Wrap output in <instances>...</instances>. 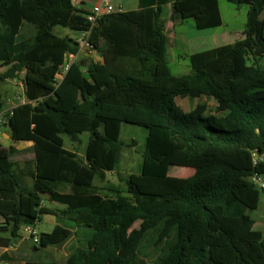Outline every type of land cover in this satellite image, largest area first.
<instances>
[{
    "label": "trees",
    "instance_id": "obj_1",
    "mask_svg": "<svg viewBox=\"0 0 264 264\" xmlns=\"http://www.w3.org/2000/svg\"><path fill=\"white\" fill-rule=\"evenodd\" d=\"M82 1L97 0H0V84L24 73L27 99L6 125L13 140L33 143H0V243L52 214L56 225L35 249L60 250L88 230L86 244L25 264H264V233L249 215L264 194L251 181L264 177V0H228L249 6L243 38L192 54L182 75L170 68L163 7L204 30L222 25L219 1L138 0L95 25L90 44L103 61L75 60L60 77L79 48L54 29L82 31ZM178 97H209L217 111L199 103L186 113ZM123 125L147 129L140 173L97 187L119 172ZM171 166L195 172L174 177Z\"/></svg>",
    "mask_w": 264,
    "mask_h": 264
},
{
    "label": "rangeland",
    "instance_id": "obj_2",
    "mask_svg": "<svg viewBox=\"0 0 264 264\" xmlns=\"http://www.w3.org/2000/svg\"><path fill=\"white\" fill-rule=\"evenodd\" d=\"M220 11L222 15V25L219 27L206 29V30H197L193 19L187 20L182 25L176 27L175 32L177 34L183 33L185 43L180 44V46L170 48L169 50V64L172 72L176 75L187 74L190 72V59L189 55L194 52H200L213 47H219L222 45L232 44L236 41L243 38V31L246 27L249 6L244 4L237 6L228 0H218ZM114 6L123 5L126 10L136 9L138 7V0H112ZM172 10L171 5H166L164 7V15L166 16ZM28 27H24L21 31L24 37H30L32 32L27 33ZM68 29L62 27H56L54 33L59 36H65L64 31ZM76 32L69 30V35L71 37L75 36ZM84 55L81 56L82 59L86 61H100V55L95 52L84 51ZM181 55L182 59H179L177 56ZM185 56V58H183ZM264 65V62H263ZM6 70V67H0V71ZM20 77L24 78V73L20 74ZM0 92L4 100L5 106L7 101L11 98H16L19 101H22L26 98L24 94V89L18 83L8 80L0 84ZM206 103L210 111L213 110V101L206 99H197L192 98L191 101L182 98H176V104L181 108L182 111H188V108L192 105L199 103ZM185 104V107L183 106ZM8 130V129H6ZM121 138L128 145L122 153V159L119 165L118 177H126L132 173L139 174L141 169V163L143 159V153L146 149V139H147V129L142 126L136 125H123L121 131ZM88 139V135H84V143L78 146V151L82 152L85 147V143ZM67 145H71L67 140ZM72 148H74L72 146ZM195 170L190 167H181V166H171L169 175L174 177H189L194 174ZM118 177H113V179L124 187L123 182ZM97 184L100 186L102 183L97 181ZM44 201L47 205H51L46 201V196L44 195ZM249 215L255 221L254 228L256 230L262 231L264 233V194L261 196V201L259 207L256 210L249 211ZM139 226V224H137ZM54 224L49 222H39L37 224V231L39 233H50L54 229ZM85 229H81L83 231ZM90 231L86 230L83 232H78L73 239L67 244L66 247L61 248L60 250L56 248H46L42 251L35 249V244L31 239H27L26 243V253L32 254V258L36 260L49 261L48 256L53 254L56 256V259L62 260L66 257L67 248L72 244L75 246L83 247L86 244V234ZM26 237V235H24ZM2 249H0L1 252ZM150 260L155 256L154 249L149 251Z\"/></svg>",
    "mask_w": 264,
    "mask_h": 264
},
{
    "label": "crops",
    "instance_id": "obj_3",
    "mask_svg": "<svg viewBox=\"0 0 264 264\" xmlns=\"http://www.w3.org/2000/svg\"><path fill=\"white\" fill-rule=\"evenodd\" d=\"M108 1L111 3L112 12L118 11L119 8H122V7L124 8L123 5H119L118 7L114 6L113 3H112V0H108ZM100 2H102V0H97L96 2H93V3H90V2L86 3L84 1L80 2V4L77 6V9L79 11V15L81 17L87 16V13L90 10H92L95 6H97ZM164 7H163V17L166 19V36H167V40H168V59H169V56H170L169 55V50H170V48L174 49L177 46L179 47L180 44L185 43L184 34L183 33L177 34L175 32L176 27L179 26V25H182L185 22H173L171 20L172 10L165 16L164 15ZM69 30L70 29H68L67 31H64V34H66L65 36H67V35L70 36L69 35ZM197 30H199V29H197ZM204 30H206V29H204ZM78 33H76L75 36H73V38H76ZM213 48H216V47H213ZM207 50H209V49H207ZM204 51H206V50H204ZM200 52H202V51H200ZM194 53H198V52H194ZM194 53H191L189 55V57L192 54H194ZM84 54H85L84 51L78 52V54H76V55L67 54V60L69 59L70 63L75 61V60H82L81 56L84 55ZM70 56L72 58H70ZM180 56L181 55H178L177 57L179 59H182V57H180ZM183 58H185V56H183ZM101 61H103L102 58L100 59V62ZM12 81L18 83V85H21L23 87V79L20 77V74L18 75V79L17 80L16 79H12ZM182 99L184 101H185V99H187L188 101L192 100V98H189V97L182 98ZM201 99H206V100L213 101L212 103H213V110L214 111H210L208 106H207V108H208L207 113H216V111H217V103L215 102V100H212L209 97H202ZM26 102H27L26 98L23 99L22 101H19L15 97L11 98V99H9L7 101V105L6 106H5V103H4V107H3L2 111H0V143L5 148L14 147L17 150H24V149L30 148L32 146V144H33L32 142H28V141H17V142H14V140L10 137L9 127L6 125V122H7L6 116H7V114L10 113L12 111V109L14 107H16L17 105L24 104ZM203 104H206V103H203ZM183 106L185 107V104H183ZM195 106H196V104L193 105V106L191 105L188 108V111H191ZM6 129H8V130H6ZM66 147L68 149H70V150H73L72 144L69 146V145H67V142H66ZM17 159L20 162H23L25 160L23 155L18 156ZM118 173L119 172H107L106 173V180L105 181H100L102 183V185L99 186L97 184V181H99V180L95 181V185L97 187H105V186L109 185V183L110 184H117V182L113 179V177H118ZM64 191H68V190L65 189ZM46 198H47L46 201L49 202L48 201V196H46ZM44 203H45V201H44ZM49 203L51 205H47V203H45V205L49 206L51 208H61L62 207L61 205H59L57 203H53V202H49ZM42 221L43 222L52 223V224H54V226L56 225V217L54 215H52V214L43 215ZM8 240H10V239H8ZM26 241H27V238L22 236V238L14 241V243L12 241H9L10 242L9 245H4L3 243H0V249H2L1 252H0V264H25L26 261L31 260L32 254L30 255V253H26L25 252L26 251V246L24 244L26 243Z\"/></svg>",
    "mask_w": 264,
    "mask_h": 264
},
{
    "label": "built area",
    "instance_id": "obj_4",
    "mask_svg": "<svg viewBox=\"0 0 264 264\" xmlns=\"http://www.w3.org/2000/svg\"><path fill=\"white\" fill-rule=\"evenodd\" d=\"M125 9L119 8L116 12H124ZM112 13V7L111 3L108 0H102L97 6H95L92 10H90L87 13V24L83 28L82 31H80L75 38L77 46L79 48V52L82 51H89V52H95V49L90 44V38L92 35V31L97 24L98 20L103 16L104 14ZM70 58H72L70 56ZM70 60L66 62V64L61 68L60 77L68 70L70 66ZM251 181L257 184L259 187L264 188V177L262 176H253L251 178ZM37 227L34 225H24L21 230L22 236L26 235L25 238L31 239L33 243L39 244L40 242V233L36 229Z\"/></svg>",
    "mask_w": 264,
    "mask_h": 264
},
{
    "label": "water",
    "instance_id": "obj_5",
    "mask_svg": "<svg viewBox=\"0 0 264 264\" xmlns=\"http://www.w3.org/2000/svg\"><path fill=\"white\" fill-rule=\"evenodd\" d=\"M14 142H17L16 140H14Z\"/></svg>",
    "mask_w": 264,
    "mask_h": 264
}]
</instances>
